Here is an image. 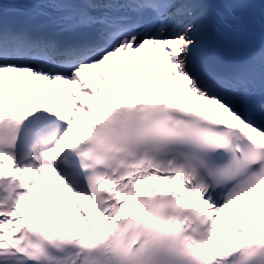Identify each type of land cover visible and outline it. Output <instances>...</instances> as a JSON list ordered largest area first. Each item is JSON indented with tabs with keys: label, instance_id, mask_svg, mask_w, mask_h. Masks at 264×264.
Wrapping results in <instances>:
<instances>
[{
	"label": "snow or ice",
	"instance_id": "6c2138e0",
	"mask_svg": "<svg viewBox=\"0 0 264 264\" xmlns=\"http://www.w3.org/2000/svg\"><path fill=\"white\" fill-rule=\"evenodd\" d=\"M0 264H264V0H0Z\"/></svg>",
	"mask_w": 264,
	"mask_h": 264
},
{
	"label": "bare ground",
	"instance_id": "6f19581e",
	"mask_svg": "<svg viewBox=\"0 0 264 264\" xmlns=\"http://www.w3.org/2000/svg\"><path fill=\"white\" fill-rule=\"evenodd\" d=\"M61 103H64L63 101H61Z\"/></svg>",
	"mask_w": 264,
	"mask_h": 264
}]
</instances>
